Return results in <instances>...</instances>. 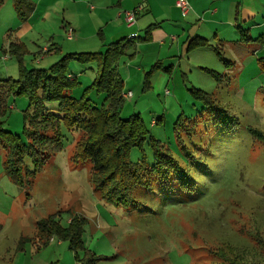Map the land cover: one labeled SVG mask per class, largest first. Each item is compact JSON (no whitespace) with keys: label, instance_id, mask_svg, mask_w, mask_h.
I'll return each mask as SVG.
<instances>
[{"label":"rangeland","instance_id":"374dc122","mask_svg":"<svg viewBox=\"0 0 264 264\" xmlns=\"http://www.w3.org/2000/svg\"><path fill=\"white\" fill-rule=\"evenodd\" d=\"M112 1L97 0L105 9ZM31 2L35 4L36 0ZM44 4H41L42 10ZM63 5L70 10L74 7L68 1ZM82 5V12L89 16L86 2ZM140 5L143 11L144 5ZM108 13L114 19V11ZM38 14L40 11L35 16ZM2 25L0 32L5 30V24ZM65 26L70 27L55 23L54 7L47 16V28L44 29L54 35V40L56 35L62 45L68 40ZM44 38L46 41L39 42L41 49L49 47L51 41L50 35ZM94 42L98 43L96 39ZM90 44V40L84 43L85 46ZM246 47L251 49V54L245 59L236 48L224 52L225 59L234 63L232 70L223 67L213 50L205 51L202 61L193 60V65L196 63L220 74L225 71L227 80L219 84L208 73L196 68L188 73L191 75L185 76L187 85L184 84L183 90L186 94L183 92L179 98L178 94L174 97L166 83L160 81L152 86L156 73L149 76L151 88L143 92L141 84L146 73L160 61L157 62L155 51L153 56L141 62L143 67L154 64L146 73L142 71L135 75L138 76L136 79L132 77L133 83L126 89H132L133 94L126 99L121 117L139 114L150 135L142 148L132 150L131 160L151 166L154 149L150 138H154L171 151L185 174L179 178L172 176L167 181L150 180L149 187H137L133 202L127 207H117L97 197L91 183L93 165L90 161L84 164L71 162L74 142L84 136L81 131L65 134L64 148L35 175L31 187H20L6 175L3 167L6 152L0 144V264L29 262L32 244L27 245L28 254L18 252L19 239L34 237L37 222L57 211L64 212L60 218L63 226L70 222V212L87 218L82 237L85 251L95 258L103 257L95 264H220L218 251L223 247L239 248L248 260L264 264V139L250 132L253 128L264 133V74L258 69V59L264 53L253 43ZM41 57L42 53L37 57V63ZM50 57L55 60V54ZM126 57L123 60L129 61L128 67L130 63L139 65V61L134 60L135 55L131 60ZM52 60L45 57L40 65L33 64V68L44 69ZM5 65L11 67L5 69ZM28 65V69H32V64ZM8 77H18L15 59L6 63L0 61V79ZM89 78L91 76L81 78L82 87L73 90L74 97L80 99L84 95L83 89L92 82ZM192 86L211 93L236 121L228 118L225 124L217 122L210 111H205L201 101L191 97L188 90ZM167 90L169 94H166ZM87 98L93 108L100 109L105 104V96L95 91ZM8 101L4 129L26 141L24 116L32 115L34 107L26 96H12ZM46 107L55 112L58 103H46ZM184 117L193 121L188 132H180V144L175 129L178 123L184 122ZM25 164L33 169L30 157ZM49 247L54 248L55 256L50 253L52 249L43 248L34 259L35 263L40 257H46L50 264L75 263V253L70 250L68 241L55 239V244L50 243ZM85 251H79L78 257L84 258Z\"/></svg>","mask_w":264,"mask_h":264},{"label":"trees","instance_id":"16d2710c","mask_svg":"<svg viewBox=\"0 0 264 264\" xmlns=\"http://www.w3.org/2000/svg\"><path fill=\"white\" fill-rule=\"evenodd\" d=\"M6 0H0V7ZM13 3L16 15L21 22H25L35 8L31 0H10ZM156 26L148 27L146 37L138 41H149L151 30ZM242 38L248 35L240 31ZM210 46L208 40L194 37L189 41L187 51L192 52L199 48ZM135 48V40H121L106 46L104 53H75L67 54L48 69H28L25 57L28 54L26 45L22 42H11L2 55H9L17 62L18 77L0 79V144L5 149L3 167L6 175L20 187H31L35 175L42 170L46 162L61 151L65 146V134L71 131H81L84 136L74 142V153L71 162L84 164L90 161L93 165L91 183L97 197L117 207H127L133 202V193L137 187H149L150 180L167 181L172 176L179 178L184 171L175 156L165 146L154 138L153 164L145 166L131 160L134 148L140 149L147 138L149 130L138 114L127 118L121 117L125 103L123 96L124 82L118 73V64L122 57H133L135 53L128 51ZM218 58L227 66L230 65L223 57L219 48H214ZM80 64L97 63L99 75L91 86L84 90L80 99L74 98L72 92L78 83L68 78L69 66L72 62ZM259 68L264 73V58L259 59ZM171 72L172 67L163 68L161 62L156 63L146 73L143 83V92L151 88L150 75L159 71ZM217 82L223 81V75L210 69H202ZM185 86L187 81L183 77ZM91 91L105 96V105L100 109L93 108L91 100L87 98ZM195 101H201L205 111H210L217 122L225 124L228 115L223 104L218 102L212 94L192 86L188 90ZM12 96H26L30 105L34 107L32 115L26 114L23 133L26 141L4 129L3 118L9 111V98ZM46 103H58L54 111L47 109ZM190 118L184 117V122L178 123L176 135L181 144L179 134L188 132L191 126ZM250 132L264 139V133L251 128ZM183 149V148H182ZM30 157L33 169L25 164ZM174 178V179H175ZM187 178L189 179L187 174ZM183 180L181 179V184ZM57 211L47 218L37 222L34 237L22 236L17 245V251H25L28 243L35 245L37 251L50 245L54 237L60 241H68L69 248L75 253V261L81 264H95L97 260L90 255L83 246V233L87 218L70 212V222L66 226L61 223V214ZM85 251L84 258L77 253ZM244 255H242V254ZM220 264H263L257 260H248L245 252L239 248L223 247L218 251ZM245 256V257H244Z\"/></svg>","mask_w":264,"mask_h":264},{"label":"crops","instance_id":"0c3cea01","mask_svg":"<svg viewBox=\"0 0 264 264\" xmlns=\"http://www.w3.org/2000/svg\"><path fill=\"white\" fill-rule=\"evenodd\" d=\"M65 1L72 3L73 9H67L63 5ZM83 2L87 4L89 16L82 12ZM176 2L177 0H113L109 6L111 10H109V8L105 9L103 6H99L100 4L97 0H36L35 8L28 19L25 22H21L16 15L13 3L10 0H6L0 7V26L2 23V26L5 24V30L0 32V61L5 63L13 61V57L1 54L2 50H7L11 42H22L26 45L28 54L25 57V65L27 68L28 64H32V69H37L33 68V64L40 65L45 57H49L52 60L50 55L55 54V60H52L48 66L44 67V69H48L64 55L87 52L104 53L106 46L111 43L133 39L135 40V48L129 51L135 53L134 60L136 58L139 61L137 62L139 65L134 66L133 63V65L130 63L128 67L129 61H124L123 57L118 64V73L124 82L123 96L126 101V99H129L127 94H133L132 89L128 90L126 87H130L133 83L131 81L133 76L136 79L138 76L135 75L140 74L142 71L146 73L147 69L154 64H145V67H143L141 62H144L150 55L153 56L155 51L158 54L157 62L160 61L163 68L172 67V70L170 73L163 70L157 72L154 75L155 84H152V86L155 87L160 81L163 84L166 83L174 93V97L175 95L177 97L178 94V98L184 92L183 77L187 76L188 73H192L196 68L198 70L200 68L201 71L206 68L196 63L193 65V60H197L196 62L202 61L205 51L213 50L215 52L214 48L217 47L223 52L225 59L224 52H232L236 48L245 59L246 55L250 56L251 54V49L246 46L253 43L260 48V52L264 53V0H188L191 9L186 15L182 14L181 10L176 6ZM41 4H44L43 10L41 9ZM139 4L144 5V10L137 14L136 24L132 27H127L124 16L125 11L131 10ZM54 7L55 23H60L61 26H72L75 31L74 37L66 40L74 42L73 46L72 44H66V41L61 45L60 43L62 42L57 41L56 35L54 40V35L51 32L48 34L44 29L47 28V16ZM58 10L61 12H58ZM39 11L40 14L35 16ZM108 11H114V19L110 18ZM147 13H150V15L145 16ZM57 14H59L58 18H56ZM150 26H156L151 30L150 40L137 41L146 37ZM12 28H15L14 31ZM38 28L43 31H39L41 29ZM86 28H88V32ZM142 31H144L143 35L141 34ZM240 31H244L248 37L242 38ZM47 35L52 38H50L52 46L49 44V47L45 46L42 50L39 42L40 40H45L44 36ZM194 37L208 40L210 46L188 52L189 41ZM94 39L98 43H95ZM89 40L92 44L85 46L84 43ZM89 46L93 47L90 48ZM104 48L105 50H103ZM41 53V60L37 63V57ZM263 58L264 56H261L260 59ZM228 62L230 63L229 66L222 62L223 67L232 70L234 63ZM7 67L9 69L11 66L5 65V69ZM258 69L260 70L259 67ZM99 71L97 63L80 64L74 61L69 66L68 76L76 80L79 89L82 87L81 78L91 76L92 82L83 89L85 90L93 84L99 75ZM224 72L221 73L224 77L223 81L218 82L219 84L227 80ZM91 78L89 79L91 80ZM140 82L143 83V80ZM141 85L143 86V84ZM194 87L196 88V86ZM197 88L199 89V87ZM74 92H70L73 97ZM169 93L170 91L167 90L166 94ZM184 94L186 93L184 92ZM104 103L106 104L107 102L104 101ZM51 244H55L54 237L51 239ZM53 247H47V250L50 249L51 251L52 249L50 253L55 256ZM26 250L27 247L24 253H27ZM39 253L40 251H37V247L32 245L29 253L30 260L25 262V264L51 263L46 257L45 259L40 257L39 262L35 263ZM21 256L22 254L18 258L20 259ZM69 262L72 264L71 261ZM74 264H77V262L75 261Z\"/></svg>","mask_w":264,"mask_h":264},{"label":"built area","instance_id":"2783aa9c","mask_svg":"<svg viewBox=\"0 0 264 264\" xmlns=\"http://www.w3.org/2000/svg\"><path fill=\"white\" fill-rule=\"evenodd\" d=\"M176 6L181 10L183 15H186L189 10V2L188 0H177ZM143 6L140 5L138 7H135L134 9L125 11L124 16H125V22L127 27H132L136 24L137 21V14L142 11ZM64 31L66 32V38L72 39L74 37V29L72 27L67 28L66 26L64 27ZM69 79L73 80L71 76L68 77ZM131 96V93L127 94V97L129 98Z\"/></svg>","mask_w":264,"mask_h":264}]
</instances>
